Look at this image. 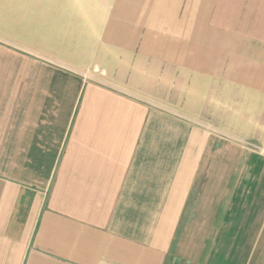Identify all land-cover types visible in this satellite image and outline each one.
<instances>
[{
  "label": "crops",
  "instance_id": "obj_1",
  "mask_svg": "<svg viewBox=\"0 0 264 264\" xmlns=\"http://www.w3.org/2000/svg\"><path fill=\"white\" fill-rule=\"evenodd\" d=\"M0 264H264V0H0Z\"/></svg>",
  "mask_w": 264,
  "mask_h": 264
}]
</instances>
